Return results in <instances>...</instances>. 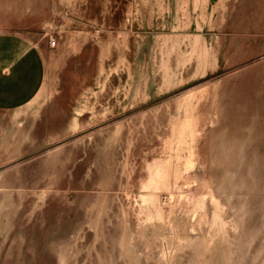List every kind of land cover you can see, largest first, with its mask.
Returning a JSON list of instances; mask_svg holds the SVG:
<instances>
[{"label":"rangeland","instance_id":"rangeland-1","mask_svg":"<svg viewBox=\"0 0 264 264\" xmlns=\"http://www.w3.org/2000/svg\"><path fill=\"white\" fill-rule=\"evenodd\" d=\"M6 36L46 73L0 109V264H264V0H0Z\"/></svg>","mask_w":264,"mask_h":264},{"label":"crops","instance_id":"crops-1","mask_svg":"<svg viewBox=\"0 0 264 264\" xmlns=\"http://www.w3.org/2000/svg\"><path fill=\"white\" fill-rule=\"evenodd\" d=\"M45 59L39 47L17 36L0 38V109L28 104L45 80Z\"/></svg>","mask_w":264,"mask_h":264},{"label":"built area","instance_id":"built-area-1","mask_svg":"<svg viewBox=\"0 0 264 264\" xmlns=\"http://www.w3.org/2000/svg\"><path fill=\"white\" fill-rule=\"evenodd\" d=\"M51 45H52V46H55V45H56V40L52 39V41H51Z\"/></svg>","mask_w":264,"mask_h":264}]
</instances>
